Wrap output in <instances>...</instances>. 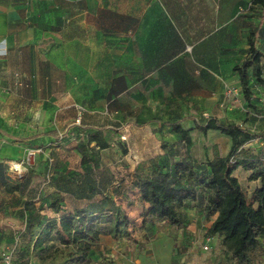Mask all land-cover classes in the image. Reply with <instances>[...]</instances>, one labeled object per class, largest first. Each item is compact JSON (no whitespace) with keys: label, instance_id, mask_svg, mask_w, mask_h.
<instances>
[{"label":"crops","instance_id":"1","mask_svg":"<svg viewBox=\"0 0 264 264\" xmlns=\"http://www.w3.org/2000/svg\"><path fill=\"white\" fill-rule=\"evenodd\" d=\"M249 1L0 0V252L13 247L11 264H41L30 227L36 236L49 221L58 224L103 197L141 221L150 205L138 204L133 172L155 155H135L122 135L159 139L174 133L163 121L202 112L252 129L225 92L240 87L234 66L248 54L247 35L257 24L241 15ZM97 129L111 145L99 150L98 167L81 165L77 143ZM216 133L228 151L230 138ZM9 163L21 167L18 180ZM6 176L16 190H5ZM53 192L63 197L58 211L49 204ZM194 207L182 209L188 222ZM148 226L132 232L137 242L151 234ZM156 236L149 247L142 243L136 264H158L162 248L172 251L171 239ZM119 239L126 238L99 234L94 249L109 251Z\"/></svg>","mask_w":264,"mask_h":264},{"label":"trees","instance_id":"2","mask_svg":"<svg viewBox=\"0 0 264 264\" xmlns=\"http://www.w3.org/2000/svg\"><path fill=\"white\" fill-rule=\"evenodd\" d=\"M254 7L259 9L261 18L249 29L246 39L248 54L234 66L239 77V94L249 106L252 104V82L264 85V51L258 45L261 31H264V0H250L246 8ZM190 119L193 120L191 126L182 124ZM163 123L169 124L171 131L187 146L193 143L191 130L203 133L216 130L230 138L229 149L222 155L218 146L213 144L211 157L199 162L187 158L169 162L162 156L151 164L140 161L133 172L137 202L150 205V209L143 212L141 221L131 219L112 198L103 197L62 215L58 224L49 221L36 236L35 228L30 227L32 252L36 251L39 256L47 250L52 256L50 264H94L98 257L94 248L98 245L99 234L124 237L142 246V242H137L132 235L133 231L163 223L175 232L179 231L188 224L183 207L194 202L205 218L214 217L204 234L219 237L233 264H252L254 254L264 255V130L256 131L235 122L225 123L213 116L202 122L186 116ZM257 138L261 139L260 147L249 145ZM110 145L102 130L88 132L86 138L77 143L80 164L98 167L99 150ZM161 146L166 148V142L162 141ZM121 149L124 153L127 151L123 146ZM237 168L249 171L248 179L257 182L249 193L234 174ZM16 189L17 185L6 176L5 190L12 192ZM48 199L51 209L58 211L63 202L61 194L53 192ZM30 204L31 201L25 202L27 207ZM54 242L58 243L55 247ZM57 245L63 246L59 248ZM39 258L40 263L45 264L44 258Z\"/></svg>","mask_w":264,"mask_h":264},{"label":"rangeland","instance_id":"3","mask_svg":"<svg viewBox=\"0 0 264 264\" xmlns=\"http://www.w3.org/2000/svg\"><path fill=\"white\" fill-rule=\"evenodd\" d=\"M241 15L243 17H249L250 22L253 24H256L261 18L259 9L255 7L245 10V12L241 13ZM250 25L253 26L252 24ZM259 47L262 51H264V31H261L260 34ZM251 88L253 91L251 96L252 104L250 106L246 104L244 97L240 96L239 94L237 96L235 94V96L232 94L227 95H232L233 97L228 98L232 100L234 106H238L239 110H241L242 113H246V117L242 120L243 122H246V125H249L254 130H264V85L257 84L255 81H253L251 84ZM249 112H254V114H251L250 118H248ZM209 116L207 113V115L203 117L202 113H199L196 116L198 119H195L202 122ZM216 132L218 131L203 133L196 129H193L190 132L193 140L191 146L185 145L174 133H170V135H163V133H161V137H165V140L163 141L168 145V147L166 148H163L160 145L162 142L161 137L158 139L155 135L154 138L150 137L147 140H132L128 139V137L124 139V135H122L121 140L124 141L125 145L129 149H131V151L137 156H141L139 155V152L142 153V156H145V152L147 151L153 152L155 155L154 157L143 158L146 159L149 164L154 162V159H157L160 156H162L163 159H167L169 162L181 158H187L190 161L199 162L205 161L208 156H211V147L214 143L218 146L222 154L226 153L227 144L226 142H224L225 138L221 137V135ZM252 144H254L256 148L260 147L262 145L261 139L257 138L252 140ZM70 159L73 158L70 157ZM9 169L12 172V176L16 180L22 177V171L17 173L10 163ZM236 172V175L242 182V188L246 192L252 190L254 186L253 184L255 182L248 180L242 169H239V171ZM194 208V211H197L198 214L192 213L193 215L190 216V221L183 229L175 232L172 228L169 227V225L165 223L160 225L157 224L148 226L146 231H150L151 234L154 232L153 235L151 236L150 233H146L150 235L139 236L138 240L142 243H145L146 248L149 247V243L153 240V236L155 234L157 236L161 234V237L159 238L160 241H166V239L172 240V251H170L169 246L162 248L161 254L159 256V259L161 256L162 259L158 264H169L170 262L171 264H233L232 260L229 257L228 250L224 249L221 246L219 237H217L216 235L206 236L204 234L205 228L209 226L214 217L212 216L210 219H207L203 216V213L200 212L199 206H196ZM163 234L167 236H163ZM128 241L129 243L126 239H119L117 241L113 240L112 248H110V250L108 249L110 252L99 251L100 253L98 254L97 261H95L94 264H136L137 261L135 260L137 259V255L138 253H140V249L143 246L136 247L135 242L133 243L132 240ZM53 244V247H55V244L58 243L54 242ZM126 244L128 246H126ZM204 245L208 246V248L204 249ZM57 246L61 248L63 245ZM149 252L151 254V251L147 249L145 253ZM32 255L36 258V260L39 261V256H41V258H44L43 261L45 262V264H50L52 262V256L48 255L47 250H45V253L42 252L39 256L38 254H36V251H33ZM252 261V264H264V255L254 254Z\"/></svg>","mask_w":264,"mask_h":264},{"label":"built area","instance_id":"4","mask_svg":"<svg viewBox=\"0 0 264 264\" xmlns=\"http://www.w3.org/2000/svg\"><path fill=\"white\" fill-rule=\"evenodd\" d=\"M226 94H232V95H238L240 93V89L238 87H234V88H226L225 89ZM234 95V96H235ZM203 117H205L207 115V113L203 112L202 113ZM262 143H264V140H262ZM30 154V152H29ZM17 173L21 172V170L16 169ZM204 249H207L208 246L204 245L203 246ZM13 255H14V250L13 247H7L4 248L3 250H1L0 252V264H11L12 259H13Z\"/></svg>","mask_w":264,"mask_h":264},{"label":"bare ground","instance_id":"5","mask_svg":"<svg viewBox=\"0 0 264 264\" xmlns=\"http://www.w3.org/2000/svg\"><path fill=\"white\" fill-rule=\"evenodd\" d=\"M12 167L13 168H16V169H19V165L18 164H15V163H12ZM21 169V168H20Z\"/></svg>","mask_w":264,"mask_h":264}]
</instances>
